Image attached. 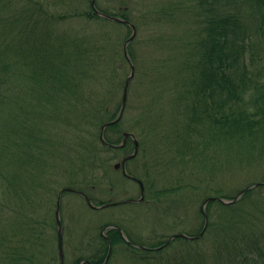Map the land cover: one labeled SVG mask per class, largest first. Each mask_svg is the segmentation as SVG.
Instances as JSON below:
<instances>
[{
  "label": "trees",
  "instance_id": "obj_1",
  "mask_svg": "<svg viewBox=\"0 0 264 264\" xmlns=\"http://www.w3.org/2000/svg\"><path fill=\"white\" fill-rule=\"evenodd\" d=\"M88 1V9L82 11L76 6L70 9L69 0H64L61 4L65 3L69 10L60 14L39 0H0V264H47V237L53 231L57 242V229L54 204H45L43 198L54 193L55 186L62 183L61 178L69 182L65 187L84 193L75 184V178L64 179L57 170H66L71 165L70 176L80 175L74 162L61 164L65 153L62 150L66 149L64 145L70 133L82 125L78 119L84 117L83 112L92 102L93 87H86V80L98 75L97 67H110L105 59L108 41L84 27L77 32L63 27L66 20L72 19L84 26L111 22L98 16L91 0ZM175 6L192 17L189 24L192 42L184 43L189 54L179 73L181 76L177 77L184 79V90L178 98L185 102L182 111L185 120L170 132L175 158L205 168L208 150L222 145L227 160L237 162L244 155L248 161L256 159L261 165L264 161V0H183ZM99 11L129 21L125 12ZM193 23L195 30H191ZM127 52L134 65L131 44ZM121 86L124 87L123 82ZM102 106L100 102V111ZM104 110L107 111V105ZM112 120L114 117L106 122ZM86 122L84 118V124H90ZM115 125L105 131L107 144L114 145L120 140L106 135ZM98 142L101 144L99 137ZM140 146L139 143V150ZM92 158L87 161L92 169H100L97 167L100 160ZM80 165L84 169L86 163L82 161ZM143 178L148 192L154 182L151 178L145 180V175ZM263 182L264 177L252 180L245 187ZM181 188L177 186L175 191ZM263 189L264 185H258L248 190L232 205L209 202L205 208L208 225L204 235L211 238L212 250L177 238L175 242L183 244L182 255L175 253L173 257L175 264H264ZM166 191L161 189L158 194ZM212 194L208 197L231 200L236 196L223 195L220 190ZM212 206L218 209L215 222L211 221ZM43 208H47L45 213L37 212ZM197 217L199 226L190 236L202 230L204 218L199 209ZM98 240L84 264H102L107 249L100 236ZM109 241L113 249L121 243L126 252L147 261L160 256L164 249L143 251L130 247L115 230H110ZM139 241L136 243L151 249L165 242L146 245ZM55 256L58 258L57 244L50 264H54Z\"/></svg>",
  "mask_w": 264,
  "mask_h": 264
},
{
  "label": "rangeland",
  "instance_id": "obj_2",
  "mask_svg": "<svg viewBox=\"0 0 264 264\" xmlns=\"http://www.w3.org/2000/svg\"><path fill=\"white\" fill-rule=\"evenodd\" d=\"M39 1L60 14L69 10L65 3L61 4L64 0ZM180 1L183 0H95L99 10L115 14L125 12L137 31L135 39L130 43L135 59V77L130 84L123 116L117 125L107 130L106 135L109 139L120 138L118 145L124 133H131L137 138L141 145L140 154L126 165V170L140 180H144V175L145 180L151 178L154 190L145 191L141 204L125 203L96 210L91 209L82 196L76 193L64 194L59 215L64 228L65 264H74L77 259L92 255L101 228L110 223L119 225L133 243L137 238L146 245L166 241L172 235H193L199 226L197 211L206 197L213 195L216 190L232 197L240 189L247 188L245 186L252 180L264 177V161L259 165L256 159L248 161L244 155L237 162L227 160L229 157L222 151V145L208 150L205 168L195 162L181 163L172 152L175 144L170 138V132L185 120V116H182L185 102L178 98L184 90V79L178 80L177 77L181 76L179 73L183 71L189 54V47L186 48L184 43L192 42L189 32L192 17L184 9L178 10L175 4ZM88 2L69 0L68 6L83 11L88 9ZM183 5L190 7V4ZM86 25L88 27L72 19L66 20L63 27H69L75 32L84 27L89 33L98 34L105 42L108 41L109 51L105 59L110 67H97L98 75L86 80L85 86L93 87L92 102L83 112L84 117L78 119L82 125L73 121V127H77L67 137L64 145L66 149L62 150L65 153L61 164L74 162L80 175L70 176L71 165L66 170L58 169L57 173L64 179L75 178L77 187L91 197L94 204L137 200L140 197L138 185L126 179L120 170L114 169L116 163L132 153V141L128 142L130 144L124 150L108 151L98 142L101 120L105 123L111 117L115 119L120 110L124 88L121 83L124 86L130 73L122 56V46L126 36L131 34V29L127 25L111 22H102L99 26L93 23ZM195 29L193 23L191 30ZM147 73L149 76H146ZM172 85H175V90H172ZM100 102L104 104L102 111L99 108ZM106 105L107 111L104 110ZM84 118L89 125L84 124ZM95 153H98L97 157ZM89 157L100 160L97 165L100 169H92L90 162H87ZM82 161L86 163L84 169L80 165ZM60 181L62 183L55 186L54 193L43 198L45 204H54L53 213L58 192L69 185L62 178ZM177 186L182 188L175 191ZM161 189L167 191L158 194ZM46 209L37 212L42 214ZM210 211L211 221L215 222L218 209L212 206ZM50 233L51 237H47L45 245L49 264L52 263L56 249L54 232ZM210 239L203 235L194 242L199 248L212 250ZM181 244V241L174 240L164 247L160 256L147 258V261L142 256L134 257L126 252L120 243L113 249L115 252L109 264H175V253L182 255ZM54 264H58L56 256Z\"/></svg>",
  "mask_w": 264,
  "mask_h": 264
},
{
  "label": "water",
  "instance_id": "obj_3",
  "mask_svg": "<svg viewBox=\"0 0 264 264\" xmlns=\"http://www.w3.org/2000/svg\"><path fill=\"white\" fill-rule=\"evenodd\" d=\"M91 5H92V8L94 9V11L101 17H104V18H107L111 21H114V22H119V23H124V24H127L130 26L131 30H132V34L129 36V38L125 41L124 45H123V52H124V56L126 58V60L129 62L130 64V73L128 75V77L126 78L125 80V84H124V90H123V95H122V101H121V106H120V110L118 112V115L117 117L113 120V121H110V122H106L104 123L101 128H100V135H99V140L100 142L104 145V146H110V147H113V148H122L125 146V143H126V140L128 138H130L132 141H133V144H134V150H133V153L130 154V155H127L123 158V160L119 163H116L114 165V169L115 170H118V169H121L123 175L129 179H132V180H136L135 178H133L132 176L128 175L127 172H126V164L129 160H132L136 157L137 153H138V141H137V138L131 134V133H124L123 136H122V141H121V144L119 145H115V146H112V145H109L105 142L104 140V132L105 130L110 127L111 125H114V124H117L122 116H123V113H124V110H125V107H126V102H127V97H128V89H129V86H130V83L134 77V67L131 63V60L128 56V53H127V46L132 42V40L134 39L135 35H136V29L133 25H131L128 21L126 20H123V19H120V18H117V17H111V16H107V15H104L102 14L101 12L97 11L95 9V0H91ZM139 185L141 186V197L138 201L136 202H140L143 200V187H142V184L140 181L136 180ZM264 183H261V184H255V185H252V186H249L243 190H241L237 195L236 197L233 199V200H224V199H221V198H207L203 201V203L201 204V207H200V211L201 213L203 214V217H204V226L201 230V232L196 235V236H186V235H183V234H178V235H172L171 237H169L167 239V241L165 242V244L159 248H156V249H161L165 246H167L172 240L176 239V238H183L187 241H195L199 238H201L206 230V227H207V215L205 213V207L206 205L211 202V201H217L223 205H232L234 203H236L241 197L242 195L247 192L248 190L252 189V188H255L257 187L258 185H263ZM67 191H71L70 189H62L60 192H59V197H58V201H57V207H56V213H55V216H56V221H57V230H58V252H59V257H60V264H64V256H63V249H62V227H61V223H60V218H59V209H60V197L61 195L64 193V192H67ZM78 194H80L87 202L88 206L92 209H99L98 207L94 206L91 201L88 199L87 196H85L83 193L81 192H78ZM126 202H130L129 200L126 201ZM124 202V203H126ZM112 205H117V204H112ZM108 205H104V206H101L100 208H103V207H107ZM141 249H146L145 247H140ZM111 249L109 250V253H110ZM109 257V254L107 255L105 261L103 264H106L107 262V259Z\"/></svg>",
  "mask_w": 264,
  "mask_h": 264
},
{
  "label": "flooded vegetation",
  "instance_id": "obj_4",
  "mask_svg": "<svg viewBox=\"0 0 264 264\" xmlns=\"http://www.w3.org/2000/svg\"><path fill=\"white\" fill-rule=\"evenodd\" d=\"M113 150H121V149H114V148H112ZM134 183H136L137 184V182H135V181H133ZM138 185V187H139V189H140V186H139V184H137ZM146 191V190H145ZM140 193H141V189H140ZM142 202V201H141ZM141 204V203H140ZM111 225L110 224H107V225H104L102 228H101V233L99 234L100 235V238L106 243V249H107V251H106V253H105V256L107 255V252H108V249H109V245H110V241H109V233H110V227ZM63 228V227H62ZM57 229V228H56ZM64 229V228H63ZM64 231V230H63ZM115 231H117V230H115ZM118 232V234H120L119 233V231H117ZM57 234V233H56ZM133 243H131V242H129V244H128V246H130V247H133ZM96 249V248H95ZM97 254V253H96ZM95 254V255H96ZM88 258H90V257H88ZM105 259V258H104ZM85 262H87V258H81V260H80V262H79V264H84Z\"/></svg>",
  "mask_w": 264,
  "mask_h": 264
}]
</instances>
